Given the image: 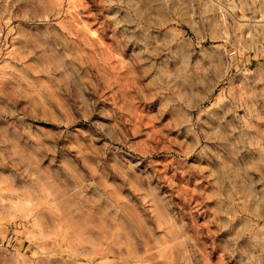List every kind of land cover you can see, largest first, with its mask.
<instances>
[{"label": "rangeland", "instance_id": "rangeland-1", "mask_svg": "<svg viewBox=\"0 0 264 264\" xmlns=\"http://www.w3.org/2000/svg\"><path fill=\"white\" fill-rule=\"evenodd\" d=\"M135 2L0 0V264H264V0Z\"/></svg>", "mask_w": 264, "mask_h": 264}, {"label": "clouds", "instance_id": "clouds-1", "mask_svg": "<svg viewBox=\"0 0 264 264\" xmlns=\"http://www.w3.org/2000/svg\"><path fill=\"white\" fill-rule=\"evenodd\" d=\"M172 0H142L145 8L153 7L156 4H159L160 7L167 9L168 5ZM115 5L117 6L116 13L110 17L114 22L115 29L121 31L120 38L116 42L117 48H123L125 52L128 50V46L131 45V49L134 51L137 44H139L145 38V33L141 29V22L145 21L146 12L140 11V3L135 2V0H107L106 6ZM127 9L126 14L121 17L120 12ZM158 17H148L147 23H151L153 20ZM179 20V17L177 18ZM182 22V21H181ZM121 41L123 42L121 44ZM147 50V49H145ZM143 60L139 57L133 61V63L143 64ZM152 69L151 67L145 69L144 74L146 75ZM69 103H72L75 106V91L73 90L72 94L68 97ZM259 167H254L251 169L253 172H258V179H254V184H259L260 188L258 191H264V158L257 162ZM260 204L264 207V198L261 199ZM264 218V217H262ZM235 219L234 216L229 217V222ZM226 226V225H222ZM261 239L264 240V236H261Z\"/></svg>", "mask_w": 264, "mask_h": 264}, {"label": "bare ground", "instance_id": "bare-ground-1", "mask_svg": "<svg viewBox=\"0 0 264 264\" xmlns=\"http://www.w3.org/2000/svg\"><path fill=\"white\" fill-rule=\"evenodd\" d=\"M25 23L27 26V33L34 34L35 36L34 38H36V41L39 42V45L51 44V40L49 39V33L45 30V27L54 25L53 22H52L53 24H49V22H46L44 20L42 21L39 20L38 22L25 20ZM48 30H49V27H48Z\"/></svg>", "mask_w": 264, "mask_h": 264}]
</instances>
